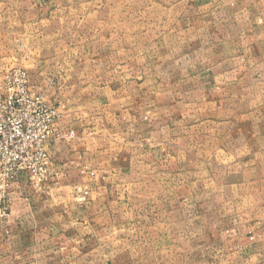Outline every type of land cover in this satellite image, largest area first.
Listing matches in <instances>:
<instances>
[{"label": "crops", "instance_id": "0c3cea01", "mask_svg": "<svg viewBox=\"0 0 264 264\" xmlns=\"http://www.w3.org/2000/svg\"><path fill=\"white\" fill-rule=\"evenodd\" d=\"M146 1L144 27L163 32L138 50V0L129 38L121 0H0V72L33 68L73 133L50 145L42 189L13 181L0 264H264V0ZM79 7L82 44L113 50L83 51L82 80L40 72Z\"/></svg>", "mask_w": 264, "mask_h": 264}, {"label": "built area", "instance_id": "2783aa9c", "mask_svg": "<svg viewBox=\"0 0 264 264\" xmlns=\"http://www.w3.org/2000/svg\"><path fill=\"white\" fill-rule=\"evenodd\" d=\"M65 111L64 104L45 98L24 68L0 72V217L7 216L8 190L19 173L28 174L35 190L54 178L50 145L73 135L57 129ZM75 192L78 202L88 194L79 188Z\"/></svg>", "mask_w": 264, "mask_h": 264}, {"label": "rangeland", "instance_id": "374dc122", "mask_svg": "<svg viewBox=\"0 0 264 264\" xmlns=\"http://www.w3.org/2000/svg\"><path fill=\"white\" fill-rule=\"evenodd\" d=\"M89 1H90V6L98 5V4L107 5V6L113 5L112 3L108 2L109 0H89ZM121 2H122L121 3L122 12L120 14H117L120 16V18L122 20L121 21L122 22V25H121L122 29H120V31L122 30V32H121L122 37L127 36V38H129L128 22L130 20V15H131L129 10H128L129 0H121ZM77 3L80 5L82 2H81V0H78ZM85 4H86V2H85ZM146 4H148V2L146 0H138V10H140L136 14V19L138 20V24H139L138 29H137V43H136L138 50L146 48L147 44L153 40L154 36L159 35L160 33L163 32V30L161 28H153V29L147 28L146 29L144 27L145 21L147 19V15L144 12V8H145ZM106 10H108V9H106ZM106 14H107V12H106ZM73 15H75V17H74V24H73L72 28L70 27V25H68L69 30L64 28L63 30H59L56 32L57 37L59 36L60 38L59 37L58 38L61 39L63 42H65L64 40H65L66 34H68L70 36L73 35L74 36L73 39L72 38L70 39L72 41H70V43L69 42L68 43H62L57 39V42H60V43H57L58 45H56V44L53 45L54 48L51 47V50H50V48L48 49V53H49V51H51L52 56L50 57L48 55L47 59H42L43 63L41 64L42 68L40 69V72L45 71V72H47L46 74H48L49 72L54 74V72H55L57 75L67 73L69 76H71L69 80H82V78L80 77L79 74H82V67L85 66V65H82V63L84 61H82V59H81V57L83 55V51H87L89 49V51L93 54V56H95L94 58L96 60V59H98V57H97L98 53H100V56L103 57L105 55L110 54L109 52H111L113 50V46L110 44L100 45V46L97 44H90V45L84 44L83 45L82 44V38H81L82 33H83V29L81 26L82 25V23H81L82 22L81 8L79 7L78 13L73 14ZM109 16L113 17V14L108 13L106 15V20H108ZM134 17H135V15H134ZM142 24H143V26H141ZM77 25H79V27H76ZM108 27H110V28H108ZM105 30H106V32L107 31L113 32V26L112 25L108 26L106 24ZM84 31H86V30H84ZM102 32H103V30H102ZM118 32H119V29H118ZM95 35H97L96 29H95ZM126 40H128V39H126ZM124 47H126V45L122 46L123 50H124ZM134 47H135V45H134ZM129 50H130V47L128 45V48L126 49L127 54H129ZM84 63L86 65H88L89 62L88 63L84 62ZM91 63L97 65L96 61L91 62ZM144 64H147V63L144 61L138 62V66L140 68H145ZM148 64L150 66L149 67L150 70L152 67L155 68L156 70H158L155 72L153 71V76H154L153 86L160 85L162 82L161 81L162 80V77H161L162 62L161 61H151V62H148ZM12 67H20V66H16V65L12 66L11 65L9 68H12ZM20 68H24L28 74L29 73L31 75L33 74V72H31L33 70V68H29V67L24 66V65H22ZM34 71H36V70H34ZM150 73H151V71H150ZM30 74H29V77H30ZM34 75H36V74H34ZM30 81L34 86H36L38 88H39V86H37V85H40V83L42 85L45 84V82H40V81H38L40 83H34L35 79H33L32 77H30ZM36 82H37V80H36ZM53 83H55L54 78L52 80V84ZM151 92L152 93H145V91L142 90V92H140V95H141L140 97L141 98L148 97L150 99L161 100V96H159L160 94H156L154 91H151Z\"/></svg>", "mask_w": 264, "mask_h": 264}]
</instances>
